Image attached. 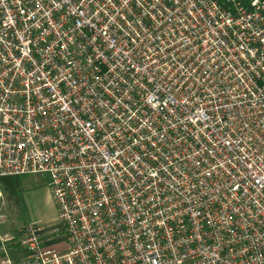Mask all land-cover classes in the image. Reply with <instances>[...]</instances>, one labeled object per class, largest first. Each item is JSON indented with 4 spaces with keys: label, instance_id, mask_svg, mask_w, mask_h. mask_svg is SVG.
<instances>
[{
    "label": "built area",
    "instance_id": "built-area-1",
    "mask_svg": "<svg viewBox=\"0 0 264 264\" xmlns=\"http://www.w3.org/2000/svg\"><path fill=\"white\" fill-rule=\"evenodd\" d=\"M32 174L66 247L28 223L0 264H264V0H0V177Z\"/></svg>",
    "mask_w": 264,
    "mask_h": 264
},
{
    "label": "rangeland",
    "instance_id": "rangeland-1",
    "mask_svg": "<svg viewBox=\"0 0 264 264\" xmlns=\"http://www.w3.org/2000/svg\"><path fill=\"white\" fill-rule=\"evenodd\" d=\"M15 195L9 194L0 186V213L5 223L0 232L15 229L21 225L35 223L42 228L50 243L63 249L60 242V224L57 219V207L47 184L46 176L40 174L24 175Z\"/></svg>",
    "mask_w": 264,
    "mask_h": 264
},
{
    "label": "trees",
    "instance_id": "trees-1",
    "mask_svg": "<svg viewBox=\"0 0 264 264\" xmlns=\"http://www.w3.org/2000/svg\"><path fill=\"white\" fill-rule=\"evenodd\" d=\"M21 177H0V186L11 195H15L20 186Z\"/></svg>",
    "mask_w": 264,
    "mask_h": 264
}]
</instances>
